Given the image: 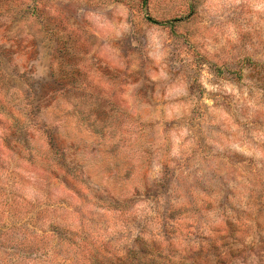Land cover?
<instances>
[{
    "label": "rangeland",
    "instance_id": "1",
    "mask_svg": "<svg viewBox=\"0 0 264 264\" xmlns=\"http://www.w3.org/2000/svg\"><path fill=\"white\" fill-rule=\"evenodd\" d=\"M0 264H264V0H0Z\"/></svg>",
    "mask_w": 264,
    "mask_h": 264
}]
</instances>
